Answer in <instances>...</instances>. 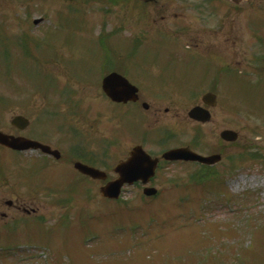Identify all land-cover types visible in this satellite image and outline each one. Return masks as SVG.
<instances>
[{
  "label": "rangeland",
  "instance_id": "obj_1",
  "mask_svg": "<svg viewBox=\"0 0 264 264\" xmlns=\"http://www.w3.org/2000/svg\"><path fill=\"white\" fill-rule=\"evenodd\" d=\"M71 3L72 0H0V98L7 103L0 104V130L14 132L10 125L14 115L30 120L28 134L32 129L38 135L56 129L59 118L69 114L68 106L61 104L70 94V102L77 104L82 113L73 120L75 130L84 129V136L77 140L86 138L90 154L96 156L104 111L112 109L102 99V58L107 54L99 49L102 43L111 46L112 53L121 43H127L123 48H130L132 28L127 23L128 32L115 33L119 21L115 8L113 14L102 15L96 11L100 5L94 4L86 15H75L74 10L80 8L73 6L70 13L67 7ZM40 18L42 21L34 25L33 20ZM101 30L105 34L113 31V38L100 39ZM234 32L245 33L241 18H235ZM157 39L160 43L150 44L149 49L173 45L166 36L157 35ZM15 42L22 53H16ZM252 48L249 42L246 47L236 46L226 52L225 57L236 68L230 74L222 71L218 59L212 56L200 58L199 65L198 61L192 63L190 67L194 68L188 73L184 64L170 62L169 69H179L181 87L140 88L141 101L148 103L150 110L138 116V122H153L154 127H160L176 121V126L181 127L177 132L184 130L183 143L187 144L194 142L199 129L198 138L203 135V141L198 152L222 153V161L215 167L224 172L218 174L222 184L205 180L208 188L203 192L201 185L190 180L196 167L171 164L162 168L153 183L159 191L155 199L144 197L141 187L132 186L124 187L117 202L103 203L98 194L101 185L93 183L87 195L71 201L73 206H58L55 202L59 198L73 196L67 193V184L59 183L63 177L75 176L65 168L59 171L62 166L69 169L66 165L50 164L54 171L47 172L45 189L40 183L30 184L25 180L27 175L19 172L35 158V153H26V163L21 167L14 163L12 153L1 151L0 264H264V88L253 83L260 77L252 64ZM127 74L124 76L133 81L134 72ZM211 77L221 79L224 86H200L212 83ZM52 85L54 88L43 94ZM209 91L216 94L217 103L208 109L210 123L198 124L197 128L187 118V112L202 105L201 97ZM165 108L170 109L168 115L163 113ZM157 109L160 114L154 115ZM119 113L113 112L116 117ZM120 115L117 119L107 116L108 126L115 119L114 127L106 130L108 135L122 128L125 120ZM50 121L55 122L48 124ZM142 128L131 121L124 124L121 134ZM226 129L238 133L236 142L226 143L219 138ZM150 132L160 134L159 129ZM49 141L60 145L56 136ZM129 145L130 142L123 143L115 152L113 148L108 150V164L104 166L112 178L113 166L126 156ZM63 150L64 159H69V150ZM51 185L66 188L50 193ZM7 200L16 208H9ZM64 214L69 221L56 226ZM35 218L47 222L40 223Z\"/></svg>",
  "mask_w": 264,
  "mask_h": 264
},
{
  "label": "flooded vegetation",
  "instance_id": "obj_2",
  "mask_svg": "<svg viewBox=\"0 0 264 264\" xmlns=\"http://www.w3.org/2000/svg\"><path fill=\"white\" fill-rule=\"evenodd\" d=\"M226 2L224 0H179L176 4L159 2L153 0L151 3L143 4L140 6L138 1L131 2L129 10H119V17L121 19L130 18V27L136 34L140 30L150 31H172L171 35L177 34L179 31L187 40V44L191 51H187V54H181L182 49L174 48L169 49H143L135 50L136 53L141 54L133 55L134 63L136 67L135 81L138 83V87H155V88H167L181 85L182 81L178 79L177 75L179 69H169L170 62L175 64H184V71L188 73L194 68L190 65L198 61L200 58L210 57V54L220 56L217 62L223 67L222 71L233 65L232 61L227 62L225 55L231 52L234 47H244L245 37L241 33H234L235 17H239L246 20L249 14L248 8L250 2L246 0L241 5H235L234 2ZM246 3V4H245ZM120 8V7H119ZM260 17L264 15V11H260ZM243 16V17H242ZM174 27V28H173ZM244 37V38H243ZM204 38V40H203ZM191 42L193 43H190ZM227 52V53H226ZM226 53V54H225ZM225 54V55H224ZM221 83V80L212 81V86H217ZM130 104L116 105L121 109L128 110ZM149 109V108H148ZM164 113H169V109H165ZM160 114V109L154 110V115ZM118 117V116H117ZM116 117V119H117ZM107 123L104 122L102 129V144L105 146L121 147L123 139L130 138L131 140H140L144 142V146L155 145L153 138L148 134L136 135L134 132L129 135H123L120 133L107 134ZM70 136V135H69ZM108 137L112 139L111 142ZM168 138V137H167ZM161 145H165L166 139L162 137ZM60 142V145H73L74 141H71L68 137H57L56 143ZM171 146L166 149L176 148ZM82 152H86L84 149ZM42 161L38 164H74L75 161H52L50 157L41 155ZM85 164H89L87 161H81ZM159 164H182L180 162H166L159 161Z\"/></svg>",
  "mask_w": 264,
  "mask_h": 264
},
{
  "label": "water",
  "instance_id": "obj_3",
  "mask_svg": "<svg viewBox=\"0 0 264 264\" xmlns=\"http://www.w3.org/2000/svg\"><path fill=\"white\" fill-rule=\"evenodd\" d=\"M103 89L112 100L117 102H126L128 100L136 101L137 99V89L131 86L125 79L116 74L110 75L104 80ZM203 101L210 106H214L215 96L212 94H207L203 97ZM189 116L202 122H207L210 120V115L208 114V112L200 107L193 108L189 112ZM12 124L19 129H23L28 125V122L22 117H15L12 121ZM221 137L227 141H234L237 135L231 131H224L221 133ZM0 144L16 150L41 148L43 151H49L47 147H43L40 144L28 141L24 138H14L2 132H0ZM165 157L167 159L200 161L207 164L216 163L220 159L219 156L202 158L186 149L170 151L165 155ZM75 167L82 173L87 174L92 178L105 179V175L97 170L88 168L81 164H76ZM155 167L156 162L150 160L149 157H147L140 148L134 149L130 154L129 160L126 163L119 164L117 166L115 171L119 173V178L116 181L108 183L105 187L101 188L100 191L102 196L109 199L118 198L121 187L125 183L133 184L138 180H142V182L144 183L147 182L149 178L153 176ZM144 193L147 196H151L155 194L156 191L154 189H145Z\"/></svg>",
  "mask_w": 264,
  "mask_h": 264
}]
</instances>
